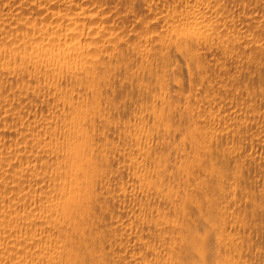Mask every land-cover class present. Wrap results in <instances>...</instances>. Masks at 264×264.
<instances>
[{
  "label": "bare ground",
  "instance_id": "obj_1",
  "mask_svg": "<svg viewBox=\"0 0 264 264\" xmlns=\"http://www.w3.org/2000/svg\"><path fill=\"white\" fill-rule=\"evenodd\" d=\"M0 264H264V0H0Z\"/></svg>",
  "mask_w": 264,
  "mask_h": 264
}]
</instances>
